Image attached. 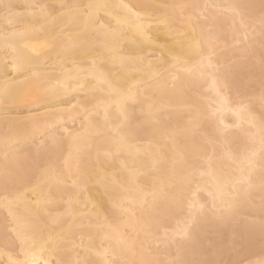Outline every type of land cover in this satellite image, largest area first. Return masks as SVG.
Returning <instances> with one entry per match:
<instances>
[{"label": "snow or ice", "instance_id": "obj_1", "mask_svg": "<svg viewBox=\"0 0 264 264\" xmlns=\"http://www.w3.org/2000/svg\"><path fill=\"white\" fill-rule=\"evenodd\" d=\"M0 264H264V0H0Z\"/></svg>", "mask_w": 264, "mask_h": 264}, {"label": "bare ground", "instance_id": "obj_2", "mask_svg": "<svg viewBox=\"0 0 264 264\" xmlns=\"http://www.w3.org/2000/svg\"><path fill=\"white\" fill-rule=\"evenodd\" d=\"M4 2H8V0H4ZM12 2L24 3L25 0H12ZM85 2H86V0H85ZM108 2H111V3H135V2H137V0H108Z\"/></svg>", "mask_w": 264, "mask_h": 264}]
</instances>
